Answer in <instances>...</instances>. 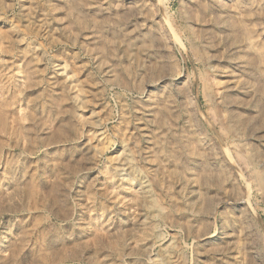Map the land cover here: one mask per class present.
Masks as SVG:
<instances>
[{"label":"rangeland","instance_id":"rangeland-1","mask_svg":"<svg viewBox=\"0 0 264 264\" xmlns=\"http://www.w3.org/2000/svg\"><path fill=\"white\" fill-rule=\"evenodd\" d=\"M127 1L0 0V264H264V0Z\"/></svg>","mask_w":264,"mask_h":264},{"label":"bare ground","instance_id":"bare-ground-1","mask_svg":"<svg viewBox=\"0 0 264 264\" xmlns=\"http://www.w3.org/2000/svg\"><path fill=\"white\" fill-rule=\"evenodd\" d=\"M130 1V0H129ZM129 1H127L128 3H129ZM213 2V1H212ZM223 2H224V0H223ZM222 2V3H223ZM126 5V4H125ZM87 36V35H86ZM93 36H95V35H93ZM97 36V35H96ZM95 40V39H94ZM240 62V61H239ZM236 64V63H235ZM240 67V66H239ZM232 68V67H231ZM59 70L62 72V73H65V70H64V68L62 67V66H59ZM223 70V69H222ZM244 70V69H243ZM221 74L223 75V76H226V77H228V79H229V82H231V83H235V79L234 78H236V75L234 74V73H232L231 71L229 72V70H226V68H225V70L224 71H221ZM241 75V74H240ZM239 75V76H240ZM238 76V75H237ZM243 78V77H242ZM159 79V78H158ZM237 79V78H236ZM244 79V78H243ZM74 80V79H73ZM69 81V80H68ZM225 83V82H224ZM242 83V82H241ZM227 84V83H226ZM230 86V85H229ZM226 89V88H225ZM254 89V88H253ZM76 91V90H75ZM226 91V90H225ZM245 92V91H244ZM255 93V92H254ZM82 99V98H81ZM80 100V96L77 94V93H75L74 94V102H78ZM79 103V102H78ZM77 103V104H78ZM80 105V104H79ZM237 147L239 148V149H244L245 148V145H243V144H240V143H238L237 144ZM234 153V152H233ZM120 159V158H119ZM241 164H242V166L243 167H246V164H245V162H241Z\"/></svg>","mask_w":264,"mask_h":264}]
</instances>
